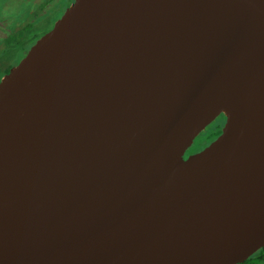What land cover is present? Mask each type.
<instances>
[{
	"label": "water",
	"instance_id": "1",
	"mask_svg": "<svg viewBox=\"0 0 264 264\" xmlns=\"http://www.w3.org/2000/svg\"><path fill=\"white\" fill-rule=\"evenodd\" d=\"M263 247L264 0H72L0 77V264Z\"/></svg>",
	"mask_w": 264,
	"mask_h": 264
},
{
	"label": "rangeland",
	"instance_id": "2",
	"mask_svg": "<svg viewBox=\"0 0 264 264\" xmlns=\"http://www.w3.org/2000/svg\"><path fill=\"white\" fill-rule=\"evenodd\" d=\"M40 1L42 0H7L3 9L0 10V19H1L0 20V37H2L7 32V30L10 31L9 28L13 29L15 27H20L26 24V20H31V19L33 20L34 19L33 12L35 10H38V4L40 3ZM55 5H56V2L46 5L43 8L44 14L50 8H54ZM63 11L61 12L60 10L54 13L52 17L50 18V20L46 22L43 25V27H40L37 30V32L39 31L44 32V31L49 30L53 26L55 21L59 18V16L63 13ZM40 36L37 37L35 35H31V38L34 39V42H35ZM31 42L32 41H27L25 44L22 45V47H19V48L17 47L15 51L14 49H11L9 53L4 55L2 57V62H4V64L1 65L0 69L3 70L4 68L8 66H10L9 67L10 69L14 65H16L19 62V60L25 55L29 47L34 43V42L31 43ZM223 121H224V117L221 116L216 122H214L213 124L209 126H206L205 129L201 131L195 137L192 145L186 150V154L199 151L200 149L205 147L208 143H210L212 140H214L220 133V132L216 133V130L220 127L221 123L222 124L224 123ZM258 255L262 256V258L259 261L257 258H255V256H257L256 254L254 257L246 261V263L244 264H264V250L261 254H258Z\"/></svg>",
	"mask_w": 264,
	"mask_h": 264
},
{
	"label": "trees",
	"instance_id": "3",
	"mask_svg": "<svg viewBox=\"0 0 264 264\" xmlns=\"http://www.w3.org/2000/svg\"><path fill=\"white\" fill-rule=\"evenodd\" d=\"M6 1L7 0H2V1L0 0V10L3 9ZM53 2H56V5L54 6V8H50L47 11L48 13L46 12L44 14L43 8L46 5H49ZM71 2H72V0H42L38 4V10H35L33 12V14H34L33 20L32 19L26 20V24L22 25L20 27H15L13 29L9 28L10 31L7 30V32L2 37H0V68H1V65L4 64V62H2V57L4 55L9 53L11 51V49H14V51H15V49H17V47L18 48L22 47V45L25 44L27 41L34 42V39L31 38V35H35L38 37L40 35H43L45 32H47L48 30L44 31V32H42V31L37 32V30L40 27H43V25L50 20V18L52 17V15L54 13H56L60 10L62 12L64 10V8L67 7ZM9 67L10 66L4 68L3 70L0 69V77L2 75H4L6 72H8ZM218 132H219V128L216 130V133H218ZM263 250H264V247L259 249L253 256L248 258V260H250L256 254H257V256H255V258L260 260L262 258V256L258 255V254H261L263 252ZM248 260H246V261H248Z\"/></svg>",
	"mask_w": 264,
	"mask_h": 264
},
{
	"label": "flooded vegetation",
	"instance_id": "4",
	"mask_svg": "<svg viewBox=\"0 0 264 264\" xmlns=\"http://www.w3.org/2000/svg\"><path fill=\"white\" fill-rule=\"evenodd\" d=\"M222 115H220V116H218L213 122H211L209 125H211V124H213L214 122H216L220 117H221ZM223 117V116H222ZM224 122V121H223ZM208 125V126H209ZM222 126H223V124L221 123V125H220V127H219V132H220V130H221V128H222ZM250 258V257H249ZM248 260V259H247ZM259 261V260H258ZM246 262V261H245ZM244 262V263H245ZM243 264V263H242Z\"/></svg>",
	"mask_w": 264,
	"mask_h": 264
},
{
	"label": "bare ground",
	"instance_id": "5",
	"mask_svg": "<svg viewBox=\"0 0 264 264\" xmlns=\"http://www.w3.org/2000/svg\"><path fill=\"white\" fill-rule=\"evenodd\" d=\"M260 249H261V248H260ZM255 253H256V252H255ZM255 253H254V254H255ZM254 254H252V255H254ZM252 255H251V256H252ZM251 256H250V257H251ZM245 261H246V260H245Z\"/></svg>",
	"mask_w": 264,
	"mask_h": 264
}]
</instances>
